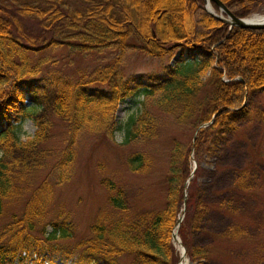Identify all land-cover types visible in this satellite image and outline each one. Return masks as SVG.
<instances>
[{
	"label": "trees",
	"instance_id": "trees-1",
	"mask_svg": "<svg viewBox=\"0 0 264 264\" xmlns=\"http://www.w3.org/2000/svg\"><path fill=\"white\" fill-rule=\"evenodd\" d=\"M201 1L172 0L164 5L156 0H25L13 6L0 2V213L5 199L22 193L33 170L48 168L54 182L68 178L78 131L112 134L117 104L142 85L139 112L126 119L124 142L155 134L152 108L173 114L178 123L189 119L193 128L215 112L209 124L196 130L195 143L208 140L215 144L232 128V120L246 112L241 105L245 93L264 87V26L228 27L204 11L198 4ZM220 1L238 17L264 5V0ZM131 34L140 38L141 48L151 55L170 56L173 47L168 46L175 40L198 55L166 64L163 76L144 85L134 75L124 76L119 68L125 40ZM60 45L67 47L69 62L74 55L92 50L110 48L116 53L90 71L75 67L74 77H64L54 67L38 75L48 56L33 61V55ZM235 45L253 54L249 66L242 67L235 59L240 52ZM211 60L215 63L205 84L212 90L199 96L204 84L201 74ZM222 73L225 78H220ZM95 82L104 85L92 84ZM24 118H30L35 128L20 139L15 127ZM56 121L65 126L62 145H45ZM188 156L189 143L172 139L163 203L157 209L129 215L122 188L108 177L102 178L107 202L117 212H104L74 242L69 241L74 232L65 216L44 217L50 185L43 178L31 190L21 212L11 213L0 224V264H121L118 257L123 254L132 256V264H176L178 253L171 233L183 200L196 198L193 171L192 187H185L186 179L191 180ZM125 160L133 171L146 165L138 150ZM197 202L202 208L207 206L199 198ZM186 217L176 229L181 239ZM189 249L191 260L207 252L200 245L190 244Z\"/></svg>",
	"mask_w": 264,
	"mask_h": 264
},
{
	"label": "rangeland",
	"instance_id": "rangeland-1",
	"mask_svg": "<svg viewBox=\"0 0 264 264\" xmlns=\"http://www.w3.org/2000/svg\"><path fill=\"white\" fill-rule=\"evenodd\" d=\"M23 1L25 0H0L10 6ZM171 1L156 0V3L166 5ZM209 3L214 11L221 12L212 1ZM198 4L206 11L202 7L203 1ZM263 8L264 5H260L250 13L254 14ZM125 44L119 68L124 76L134 75L144 85L163 76L166 64H173L180 57L198 55L197 51L188 50L181 45L173 47L170 56L151 55L141 48V40L135 34L127 37ZM234 49L240 51L235 55V59L240 60V65L249 66L253 54L241 51L237 45ZM67 50L66 46L60 45L36 52L33 61L37 56H48L38 75L47 68L54 67L62 76L74 77L75 67L90 71L116 53V50L110 48L92 50L82 56L74 55L69 62ZM51 59L55 60L54 63H50ZM214 63L211 60L201 74L204 84L201 85L199 96L209 94L212 90L205 83ZM220 78H225L223 73ZM142 87L143 85L117 104L114 111L116 128L112 134L85 129L78 131L72 144L73 155L68 178L54 182L53 172L48 168L33 170L22 193L4 200L0 224L7 221L11 213L21 212L31 190L43 178H47L50 185L44 217L56 219L65 216L71 222L74 232L69 238L70 242L86 235L88 225L104 212H117L107 202L108 190L101 183L102 178L108 177L122 188L129 206V215L143 209H157L163 203L164 173L169 149L172 139H177L181 143H189V167L196 175V198L185 200L181 208V219L185 214L187 217L183 237L179 238L188 264H264V87L245 93L241 105H244L246 112L232 120V128L215 144L208 140L192 142L195 127L191 126L190 120L178 123L173 114L159 108H152L150 112L156 121L153 136L124 142L125 122L130 115L134 116L139 112ZM25 103L30 104L29 101ZM64 127L62 122L56 121L51 129V136L44 144L60 147ZM34 128L30 118L22 119L15 127L20 139L30 136ZM134 150L141 151L146 158L145 167L137 171L130 170L125 160ZM191 177L192 173L189 178ZM189 180L185 185L188 189L192 187V178L190 182ZM197 198L207 206L202 208ZM190 221L193 222L192 228L189 226ZM46 228L49 229V226ZM172 244L179 260V245L173 238ZM190 244L203 246L207 252L204 256H195L191 260L186 251L190 250ZM118 261L121 264H132V256L120 255Z\"/></svg>",
	"mask_w": 264,
	"mask_h": 264
},
{
	"label": "water",
	"instance_id": "water-1",
	"mask_svg": "<svg viewBox=\"0 0 264 264\" xmlns=\"http://www.w3.org/2000/svg\"><path fill=\"white\" fill-rule=\"evenodd\" d=\"M209 2L212 1L219 10H221L223 13H225L227 16H228V19H222L221 17H219L216 13L212 12L211 10H209L206 5H205V0H203V5L202 7L207 11L209 12L212 16H214L215 18L219 19V20H222L226 23H228L229 26L231 25H236V26H239V27H251V28H257V27H263L264 26V20L260 21V22H247V21H244V18L246 16H243V17H238V16H235L234 14L231 13V11H229L226 6L220 1V0H208ZM150 31H151V34L152 36H154V32L152 30V28L150 27ZM182 42L180 40H176V41H173L169 44L168 47L172 48V47H175V46H178L180 45ZM215 112H213L210 116V118L205 121V122H201L199 124H197L194 128V132H193V135H192V142L195 138V133H196V130L199 128V127H202V126H205L207 124H209L211 121H212V117L214 115ZM185 198V195H183V199ZM182 205H184V200H183V203ZM182 217V213H180L179 215V218L178 220H180V218ZM178 225V221L176 222L175 226ZM174 231L176 232V228L172 231V238L175 239L177 241V244L179 245V250L180 252L184 253V248H183V245L181 244V241L177 235V233H175L174 235Z\"/></svg>",
	"mask_w": 264,
	"mask_h": 264
},
{
	"label": "bare ground",
	"instance_id": "bare-ground-1",
	"mask_svg": "<svg viewBox=\"0 0 264 264\" xmlns=\"http://www.w3.org/2000/svg\"><path fill=\"white\" fill-rule=\"evenodd\" d=\"M205 5H206V7L209 10H211L212 12H215L222 19H228V16L225 13H223L222 11L221 12L214 11L208 0H205ZM252 13L247 15L244 18V21H247V22H260V21L264 20V8L261 9L259 12H256L254 14H252ZM175 233L176 232L174 231V235H175ZM177 264H188V260H187V257L185 256V253L180 252V258L177 261Z\"/></svg>",
	"mask_w": 264,
	"mask_h": 264
}]
</instances>
